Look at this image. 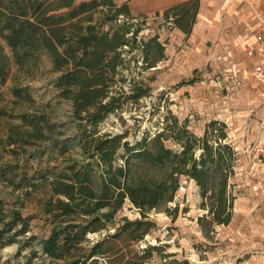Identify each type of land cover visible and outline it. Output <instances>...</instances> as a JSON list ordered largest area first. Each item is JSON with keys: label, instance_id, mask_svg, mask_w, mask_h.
<instances>
[{"label": "trees", "instance_id": "16d2710c", "mask_svg": "<svg viewBox=\"0 0 264 264\" xmlns=\"http://www.w3.org/2000/svg\"><path fill=\"white\" fill-rule=\"evenodd\" d=\"M199 6L200 0H186L166 9L164 17L189 36ZM145 22L147 15H134L128 1L0 0V90L10 67L5 41L19 67L37 66L42 55H48L60 72L53 81L59 96L72 102L70 134L63 136L47 111L36 110L23 114L22 123L12 125L6 137L7 145L22 148L36 138V188H42L40 202L53 224L50 234L39 240L49 264H100L99 256L118 264H146L157 247L138 250L130 245L142 240L155 224L149 211L174 201L182 175L200 187L201 207L206 210L199 217L202 224L232 221L237 197L232 178L240 156L224 121L212 119L198 135L187 119L180 121L168 113L162 129L133 144L126 134L99 128L125 102H137L149 93L142 79L133 78L130 91L125 89L123 82L130 76L126 72L130 57L125 53L142 52V71L165 58L158 33L140 34ZM16 94L27 93L16 90ZM168 139L178 147L168 145ZM44 157L48 160L41 164ZM128 200L142 216L126 218L110 231ZM3 208L0 200V213L10 217L0 218V249L18 241L16 235L29 228L19 210L4 213ZM19 223L22 228L11 233ZM103 231L90 247L83 245L89 234ZM120 242L128 245L127 251H122ZM0 264L22 263L0 259Z\"/></svg>", "mask_w": 264, "mask_h": 264}, {"label": "rangeland", "instance_id": "374dc122", "mask_svg": "<svg viewBox=\"0 0 264 264\" xmlns=\"http://www.w3.org/2000/svg\"><path fill=\"white\" fill-rule=\"evenodd\" d=\"M125 1L134 9V4H144L148 0H117L120 4ZM164 12L147 15L140 34L158 33L165 44V58L157 66L142 71V52L125 53L130 57V68L126 70L130 76L123 82L125 89L129 90L135 79H142L150 87L148 95L137 102L132 99L125 102L123 108L112 112L99 128L113 134H126L125 139L133 144L144 134L162 129L168 113L177 115L180 121L187 119L189 127L198 135L204 134L212 119L224 121L229 140L240 156L232 178L237 197L229 224H202L199 217L206 210L201 207L200 187L194 179L182 175L174 201L149 211L148 218L155 224L130 248L142 250L155 245L157 248L146 264H264V187L252 173V167L257 166L254 161L257 145L264 139V107L252 76L253 58L246 54L245 61L238 59L236 65L224 56L216 55L215 61L209 59L212 42L206 44L207 50L202 54L198 49L200 43L191 37L192 33L187 36L172 20L164 17ZM137 19L142 21L143 18ZM3 44L10 57V67L0 90V200L4 213L8 209L19 210L29 228L26 233L16 235L18 241L0 249V259L22 264L27 260L31 264H49L50 258L41 250L39 240L50 234L53 224L40 202L42 188H36L39 167L36 138L22 148L7 145L6 137L12 125L22 123L23 114L36 113V110L47 111L63 136L70 134L74 129L72 102L59 96L53 81L60 72L53 68L48 55L43 54L37 66L19 67L13 60L12 48L5 41ZM199 61L200 64H196ZM16 90L27 94L19 97ZM166 143L178 147L172 139ZM47 160L44 157L40 162L45 164ZM141 216L140 210L128 200L110 231H115L126 218ZM0 218L10 219L1 213ZM21 228L19 223L11 233ZM105 233L89 234L83 245L90 247ZM119 246L122 251L128 249L126 243L120 242ZM99 261L100 264H118L110 262L107 256H99Z\"/></svg>", "mask_w": 264, "mask_h": 264}, {"label": "crops", "instance_id": "0c3cea01", "mask_svg": "<svg viewBox=\"0 0 264 264\" xmlns=\"http://www.w3.org/2000/svg\"><path fill=\"white\" fill-rule=\"evenodd\" d=\"M183 1L186 0H148L144 4H134V9L129 5L134 15H149ZM191 33V37L200 43L198 49L202 54L207 50L206 44L212 42L208 53L209 59L214 61L216 55L224 56L236 65L238 59L244 60L246 54H250L253 76L259 50L264 44V0H200Z\"/></svg>", "mask_w": 264, "mask_h": 264}, {"label": "built area", "instance_id": "2783aa9c", "mask_svg": "<svg viewBox=\"0 0 264 264\" xmlns=\"http://www.w3.org/2000/svg\"><path fill=\"white\" fill-rule=\"evenodd\" d=\"M253 78L258 84L257 90L260 104L264 107V44L259 50V60L253 68ZM254 161L257 166L252 167V173L257 176L259 185L264 187V139H261L257 145Z\"/></svg>", "mask_w": 264, "mask_h": 264}]
</instances>
